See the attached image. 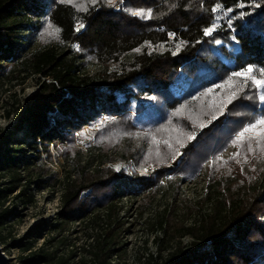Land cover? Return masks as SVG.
I'll return each instance as SVG.
<instances>
[{"label":"trees","instance_id":"trees-1","mask_svg":"<svg viewBox=\"0 0 264 264\" xmlns=\"http://www.w3.org/2000/svg\"><path fill=\"white\" fill-rule=\"evenodd\" d=\"M217 17L219 28L205 35ZM89 65L100 69L85 74ZM247 68L264 77V0H0V91L22 73L21 83L31 75L48 80L23 103L15 125L28 131V151L9 134L0 137V228L18 215L17 203H35L31 185L61 182L50 229L65 233L98 209L115 216L117 188H141L142 213L165 185L177 194L181 181L203 169L207 189L191 207L196 222L185 226L172 207L159 251L175 237H190L193 250L208 241L216 257L205 254L197 264H264V136L232 137L255 122L264 93L234 75ZM260 108L264 117V101ZM97 123L85 158L74 135L85 138L84 128ZM50 145L69 165L61 180L47 166ZM232 145L242 147L222 159ZM178 155L177 167L166 169ZM130 159L161 168L146 177L105 166ZM207 202L211 211L200 214ZM116 223L109 220L87 250L90 264H110L121 251ZM32 246H25L23 264H66L58 249ZM144 264L158 262L150 257Z\"/></svg>","mask_w":264,"mask_h":264},{"label":"rangeland","instance_id":"rangeland-1","mask_svg":"<svg viewBox=\"0 0 264 264\" xmlns=\"http://www.w3.org/2000/svg\"><path fill=\"white\" fill-rule=\"evenodd\" d=\"M228 14L230 12H226L225 17ZM219 24V17H217L215 25L211 28L212 31L208 35L217 31ZM76 28L79 29L80 26L77 25ZM35 48H37V44L31 47L33 50ZM65 50H67V47ZM19 69L20 67H16V72ZM99 69L98 65H89L83 72L85 74H92L99 71ZM248 69L239 72H247ZM22 74L19 75L18 79L5 82L2 91H0V137L9 134L13 141L20 140L24 144L22 148L28 151V145L31 144V138L27 135L28 131L25 129L18 131L15 129V125L23 103L29 96L39 90L43 81L48 80L42 78L40 75H31L21 83L20 77ZM248 76L255 77V72L252 71L246 76H240V78L246 83L254 84ZM256 80H264V77L262 76ZM180 90V87L174 88L177 96L180 95ZM262 101L264 100H258L259 107L256 111V120L262 117L260 108ZM106 120L103 117L101 122ZM99 125L97 123L93 127L86 126L83 130L85 138H82L80 133H75L74 135L75 146L82 150L85 158L88 156L86 144L93 146L94 137L92 136V132L96 131ZM249 125L243 126L242 129L232 134V137H239V134ZM261 129H264V125H257L255 129L244 133V137H262L264 136V132ZM137 146L146 147V144L138 142ZM241 147L240 145L229 146L220 154V157L222 159H231ZM48 149L51 154V161H47V166L55 173V177L61 180L64 172L69 170V165L62 158L60 148L57 149V147L50 145ZM118 152V149L109 151V158L115 157ZM180 157L181 155L174 156V160H170L166 169H175L179 164ZM261 163L264 165V160ZM105 166L113 167L117 172H119L120 168H124L128 176L135 173L143 174L146 177H149L161 168L160 165H149L140 168L131 159L107 163ZM262 175L264 176V173ZM206 177L207 173L202 169L194 179L181 181L177 194H175L174 187L165 185L142 213L140 206L143 196L139 195L141 188L135 191L133 189L122 191L117 188L121 197L117 201V213L115 216L109 218L108 212L105 209H98L95 212L97 217L91 216L86 220L70 225L65 233H58L56 229H50L58 221L57 213L60 208V194L62 192L61 182L53 183L52 185L46 184L44 188L31 185V190L35 195L36 201L34 204L27 205L22 209L21 205L17 203V209L20 210L17 213L18 215L12 218L6 227L0 228V247L5 256L10 260L9 264H23L22 258L29 255V251H25V246L29 243H33L31 251L42 247L46 250L50 248L58 249V255L65 258L66 264H90L92 254L87 250L91 249V244H94L96 236L103 232L106 223L109 220L112 223L117 220L116 224H119V229H121L118 245L121 251L111 256L110 264H144L146 259L150 257L156 259L158 264H174L182 258L193 262V264H197L205 254H210L212 258L216 259L215 255L211 254V243H205L199 249L193 250L191 246L192 239L190 237H183L181 239L175 237L166 249L159 251V240L165 238L164 228L166 223L164 218L171 212L172 207L176 208L175 213L178 214V220L183 221L185 226H191L196 222L197 214L191 207H196V202L203 197L207 189ZM47 179L44 178L43 180L46 181ZM0 181L2 180L0 179ZM162 181L165 182V178ZM259 181V183H262V178ZM10 202L11 200L6 204ZM211 204V202H207L200 214L209 213L211 211ZM160 223H162L161 226ZM178 239H180V248L182 249L179 256L176 253L177 247H179L177 244Z\"/></svg>","mask_w":264,"mask_h":264},{"label":"snow or ice","instance_id":"snow-or-ice-1","mask_svg":"<svg viewBox=\"0 0 264 264\" xmlns=\"http://www.w3.org/2000/svg\"><path fill=\"white\" fill-rule=\"evenodd\" d=\"M136 15H144V13H135ZM148 15H150V13H148ZM212 31L211 28L207 29L205 31V35H208L210 32ZM253 71V69L249 68L247 70V72H238V73H235L234 75L236 76H246L248 75V73H251ZM249 79L252 80V82L258 87V88H264V80H256L255 77H251V76H248ZM261 100H264V95H262L260 97ZM257 125H264V117H261L260 119L256 120L255 123L249 125L248 127H246L240 134H239V137L238 139L239 140H242L243 137H244V133L246 132H249L251 131L252 129H255L257 127ZM262 132H264V129H261ZM264 138V137H262ZM257 143H259V140H257ZM251 150V149H250Z\"/></svg>","mask_w":264,"mask_h":264},{"label":"water","instance_id":"water-1","mask_svg":"<svg viewBox=\"0 0 264 264\" xmlns=\"http://www.w3.org/2000/svg\"><path fill=\"white\" fill-rule=\"evenodd\" d=\"M126 1V0H122ZM10 260L5 256L4 252L2 251V248L0 247V264H9Z\"/></svg>","mask_w":264,"mask_h":264},{"label":"built area","instance_id":"built-area-1","mask_svg":"<svg viewBox=\"0 0 264 264\" xmlns=\"http://www.w3.org/2000/svg\"><path fill=\"white\" fill-rule=\"evenodd\" d=\"M171 36H173V35L171 34ZM136 173H138V172H136ZM206 243H209L210 244V242H208V241H206Z\"/></svg>","mask_w":264,"mask_h":264}]
</instances>
